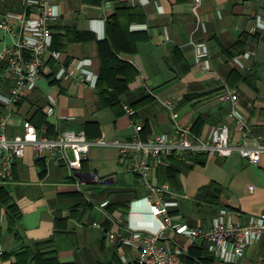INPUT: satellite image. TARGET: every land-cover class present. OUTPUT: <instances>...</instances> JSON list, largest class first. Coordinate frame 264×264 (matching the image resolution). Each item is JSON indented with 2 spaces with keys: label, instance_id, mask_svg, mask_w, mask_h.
<instances>
[{
  "label": "crops",
  "instance_id": "0c3cea01",
  "mask_svg": "<svg viewBox=\"0 0 264 264\" xmlns=\"http://www.w3.org/2000/svg\"><path fill=\"white\" fill-rule=\"evenodd\" d=\"M53 2L59 17L50 24L52 50L59 61L48 59L37 87L16 106L7 103L15 81L0 68V123L6 120L8 138L21 135L28 120L46 136L84 131L88 139L123 141L135 137L134 124L141 126L142 140L173 136L176 125L206 138L226 125L231 142H240L232 106L218 100L223 91L234 90L237 112L252 138L264 144V0H202L197 10L192 0ZM26 10L23 0H0V17ZM13 43L10 34H0V52ZM200 44L208 56L198 62ZM80 60L90 62L93 87L55 79L60 65ZM50 98L56 104L52 114ZM167 100L175 104L176 125L163 106ZM128 109L135 111L133 119ZM173 159L148 177L168 185L163 199L177 204L169 209L174 225L208 229L221 211L225 220L240 224L264 215V158L259 165L236 156ZM133 160V154L123 158L111 147L93 148L82 171L99 182L80 189L58 156L39 158L26 148L10 176L0 178L5 264H138L136 250L106 239L129 226L157 230L142 179L129 172ZM8 205L19 214L11 229ZM165 237L182 250L184 264H224L200 240L172 231ZM237 264H264V237Z\"/></svg>",
  "mask_w": 264,
  "mask_h": 264
},
{
  "label": "built area",
  "instance_id": "2783aa9c",
  "mask_svg": "<svg viewBox=\"0 0 264 264\" xmlns=\"http://www.w3.org/2000/svg\"><path fill=\"white\" fill-rule=\"evenodd\" d=\"M54 0H23L27 12L22 14L8 13L0 17V34L8 33L14 38L11 46L0 52V68L5 67L15 86L7 100L10 106H16L27 92L34 90L46 67L48 59L59 61V53L52 50V31L50 24L59 17V10ZM136 2L137 0H125ZM202 0H192L194 10L201 5ZM200 21H198L199 23ZM260 26L264 24L260 22ZM208 56L205 45L196 46V60ZM88 60H80L71 67L60 65L55 79L73 80L93 87L95 76L87 69ZM208 70L209 67L206 65ZM215 75V74H214ZM217 75V74H216ZM218 100L230 103L232 111L230 116L235 119L241 135L240 142H231L228 126L220 125L213 128L206 138L192 134L190 128L176 125L178 115L175 104L170 100L164 101L163 106L169 112L175 123L173 136L159 135L154 138L142 140L139 138L141 126L134 124L135 137L128 140H108L105 138L88 139L84 131H69L56 136H46L38 132L36 127L28 120L22 124L23 133L15 138H8L4 133L6 120L0 123V161L2 169L0 178L10 176L15 159L24 156L26 148H31L39 158L46 154L58 156L69 168L76 186L81 189L89 182H99L93 174L82 171V162L89 156L93 148L111 147L118 151L121 157L127 158L133 154L134 160L129 165V172L142 179V187L147 191L144 201L149 216L156 222L157 230H139L129 226L121 233H108L106 239L118 247L129 246L138 252V264H184L182 250L174 246L165 237V233L184 236L191 240H200L205 244L206 251L212 257L224 264H237L247 252L264 237V215L250 218L246 224L225 220V211L213 220L208 229L190 228L186 225H174L169 212L176 203L166 202L163 196L169 191L166 184H153L148 175L156 167L167 164L173 158L183 160L188 156L207 155L219 158L238 157L251 165H259L264 158V144L255 141L250 133L247 123L236 110L238 96L233 90H225ZM55 101L48 100L47 112L52 114ZM135 111L128 109L129 117ZM137 203V202H134ZM133 204V203H132ZM106 203L99 205L100 209ZM132 207L130 213L132 214ZM0 264H5L2 249L0 248Z\"/></svg>",
  "mask_w": 264,
  "mask_h": 264
},
{
  "label": "trees",
  "instance_id": "16d2710c",
  "mask_svg": "<svg viewBox=\"0 0 264 264\" xmlns=\"http://www.w3.org/2000/svg\"><path fill=\"white\" fill-rule=\"evenodd\" d=\"M98 85H99V83H96V86H98ZM134 117H135V114L133 116L129 117V118L133 119ZM207 189H209V187L208 188L207 187L206 188H202L200 191L201 192H205ZM8 207H9L8 210L10 211V216H11L10 217L11 218V220H10V229H11L14 226L15 222L18 220L19 214L16 213V211H15V209H14V207L12 205H8ZM182 260H183V263H184V257H182Z\"/></svg>",
  "mask_w": 264,
  "mask_h": 264
}]
</instances>
